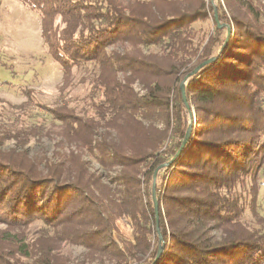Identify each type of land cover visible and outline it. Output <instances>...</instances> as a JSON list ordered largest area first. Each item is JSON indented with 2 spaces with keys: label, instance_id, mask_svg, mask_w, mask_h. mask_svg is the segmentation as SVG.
I'll return each instance as SVG.
<instances>
[{
  "label": "trees",
  "instance_id": "obj_1",
  "mask_svg": "<svg viewBox=\"0 0 264 264\" xmlns=\"http://www.w3.org/2000/svg\"><path fill=\"white\" fill-rule=\"evenodd\" d=\"M17 1L39 15L40 36L62 70L63 101L43 108L61 122L67 150L35 161L13 148L0 149V264H70L55 252L63 242L86 249L75 264H152L160 245L154 264H264V219L256 212L264 166L261 15L254 20L232 16L233 32L217 13L222 26L216 32H230L213 55L214 39L201 51L190 46V25L206 17L204 0ZM163 43L160 55L107 53L114 45ZM215 56L216 61L184 80ZM91 62L97 66L95 94L86 110L76 112L65 95L73 69ZM168 75L178 85L184 82L197 119L181 154L163 167L175 156L191 119V106L182 102L180 90L170 101L158 81ZM135 82L143 93L135 91ZM31 102L13 107L29 109ZM153 118L162 128L148 122ZM171 119L175 141L166 149ZM28 128L13 138L16 144L28 141ZM82 152L96 153L104 169L117 168L108 184L88 171ZM155 171L158 230L152 201ZM246 179L251 182L247 208L258 231L245 230L241 222ZM121 217L133 220L128 251L119 247L111 229ZM35 222L52 229L55 238H27L21 230Z\"/></svg>",
  "mask_w": 264,
  "mask_h": 264
},
{
  "label": "rangeland",
  "instance_id": "obj_2",
  "mask_svg": "<svg viewBox=\"0 0 264 264\" xmlns=\"http://www.w3.org/2000/svg\"><path fill=\"white\" fill-rule=\"evenodd\" d=\"M120 1L124 3L127 0ZM204 2L206 4V17L197 19L190 25V29L193 33L190 38V46L194 51H201L209 39H214L216 40V44L212 50V54L215 55L224 37V42L226 43V30L220 33L216 32L219 21L215 22V15L213 16L214 11H216V14L218 13L220 17L225 16L227 18L233 32L235 27L231 23L232 16L244 17L243 19L249 20L252 18V20H254L259 14L261 17L258 22L261 23L264 20V0H204ZM192 4L195 8L200 5L198 2H193ZM223 24H225V22H223ZM165 49V43L149 47L138 46V48L128 45H114L107 47V53L111 55L114 52L122 54L124 52L134 53L135 51H140L143 54L156 53L160 55ZM178 61L179 60H176L174 63L176 66L179 65ZM169 66H172L170 61ZM182 71L183 69L180 68L179 73ZM96 76L97 66L92 62L73 69L72 86L67 89L65 97L69 105L76 109V112H83L86 110L85 108L88 106L90 95L95 94L93 90V80ZM119 78H122L120 73ZM174 78V76L168 75L161 76L158 79L160 84L162 82L164 91L170 101L180 90V83L178 85V82H176ZM180 78H182V76ZM62 84V70L48 54L47 47L40 36L39 15L29 10L17 0H0L1 150L8 151L13 148L11 150L23 152L22 154L35 161H40L43 158L52 159L53 154L57 150H62L63 147L65 148L62 151L66 152V143L62 142L61 122L53 119L52 115L43 108L52 109L62 103L63 100L60 91ZM133 86L136 92L139 94L143 93L136 82ZM28 96L33 98L32 102L28 99ZM25 102H31L33 104L29 109L23 110L22 108L18 110L13 107L21 106ZM187 102L191 106V119L187 128L191 127L190 137H192L195 132L197 116L193 111L194 107L191 101L187 100ZM153 119L155 120H149L148 122H153L158 127L162 128L158 118ZM144 121L147 122V120ZM26 126L29 127L27 131L31 136L27 138L28 141L26 143L24 142L23 145L20 146L19 143L16 144L13 138H21L22 131H24ZM171 130L172 119L169 137L163 145L166 149H169L171 144L175 141L171 135ZM72 149L78 151L74 146H72ZM82 158L89 163L88 171L98 175L100 181L104 184H108L110 178L116 173L117 168L104 169L99 164L96 153L90 154L82 152ZM250 187L251 182L246 179L245 191H241V196H243L244 199L241 202L245 207L241 222L245 230L258 231L259 225L247 208L250 199ZM256 188V212L260 218L264 219V166L259 172ZM236 190L239 191L240 188L237 187ZM3 228L4 227L0 225V230ZM111 229L113 237L119 247L128 251L133 245L134 225L132 218H119L111 224ZM21 231L27 238H35L40 234L49 237L53 236L55 238L52 229H48L40 222L33 223L28 228V231ZM55 252L63 257V259L69 260L70 264H75L77 261L79 262V259H82L86 249L79 245L63 242ZM127 258H129L128 255ZM91 264H95V262H91Z\"/></svg>",
  "mask_w": 264,
  "mask_h": 264
},
{
  "label": "water",
  "instance_id": "obj_3",
  "mask_svg": "<svg viewBox=\"0 0 264 264\" xmlns=\"http://www.w3.org/2000/svg\"><path fill=\"white\" fill-rule=\"evenodd\" d=\"M214 15H215V19H216V22L217 21V14H216V11H214ZM218 27H220V25H218ZM229 32H230V29H227V36L229 35ZM217 59V56L213 57V58H210L204 62H202L201 64H199L198 66H196L193 71L191 73H189L185 78L184 80H186L188 77L196 74L199 70H201L202 68H204L205 66L213 63L214 61H216ZM179 89H180V92H181V99H182V102L184 104H187V101H186V96H185V90H184V82H181L180 85H179ZM190 131H191V127H188L187 128V131L185 132V135L181 141V144H180V147L179 149L177 150L175 156L173 157L172 160H170L168 163L164 164L163 167H167L169 166L173 161L174 159H176L180 154H181V151L182 149L186 146L188 140H189V137H190ZM155 177H156V171L153 175V183H152V201H153V206H154V212H155V218H156V229L158 230V204H157V201H156V197H155ZM159 239L161 240V237L159 236ZM163 249V245H160L159 249H158V252H157V256L154 260V262L152 264H154L157 259L159 258L160 256V253Z\"/></svg>",
  "mask_w": 264,
  "mask_h": 264
}]
</instances>
